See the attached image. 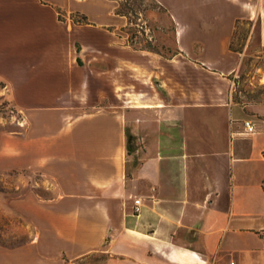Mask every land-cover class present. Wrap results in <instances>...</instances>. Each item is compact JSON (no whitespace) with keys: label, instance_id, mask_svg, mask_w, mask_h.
I'll return each instance as SVG.
<instances>
[{"label":"crops","instance_id":"crops-1","mask_svg":"<svg viewBox=\"0 0 264 264\" xmlns=\"http://www.w3.org/2000/svg\"><path fill=\"white\" fill-rule=\"evenodd\" d=\"M156 1L172 56L128 42L118 0H0L2 93L28 124L61 120L19 148L55 182L44 237L70 262L264 264V95L234 101L247 54L231 49L237 24L258 21L263 57L264 0Z\"/></svg>","mask_w":264,"mask_h":264},{"label":"rangeland","instance_id":"rangeland-1","mask_svg":"<svg viewBox=\"0 0 264 264\" xmlns=\"http://www.w3.org/2000/svg\"><path fill=\"white\" fill-rule=\"evenodd\" d=\"M119 2L124 9L130 6L135 14L130 17L143 25L134 27L138 34L136 46L149 43L165 56L177 51L175 24L167 12L155 7L152 0ZM233 40L234 49L247 54L235 78L234 101L241 105L257 103L264 95V85L257 83V75L264 67V53L261 59L256 57L260 52L258 21H240ZM2 85L0 83V264H106L107 257L102 253L70 262L57 249L51 248L50 240L44 237L43 229H48L51 220L45 211L50 209L49 200L55 197L52 191L55 182L35 169L33 157L19 156V148L26 134L31 138L43 136V126L59 130L60 115L39 112L28 124L10 96L2 93ZM30 153L33 154L32 147ZM59 170L64 182L72 178L66 166Z\"/></svg>","mask_w":264,"mask_h":264},{"label":"trees","instance_id":"trees-1","mask_svg":"<svg viewBox=\"0 0 264 264\" xmlns=\"http://www.w3.org/2000/svg\"><path fill=\"white\" fill-rule=\"evenodd\" d=\"M119 1V0H118ZM155 4V7H157L158 9L160 10H163L165 12H167V10L161 5L159 4L156 0H152ZM132 11V13H131ZM58 12H59V18L61 20H63V12L61 11V9H58ZM116 14L118 15H122V16H125L127 17L128 19V26L126 27V30L125 32L127 33L128 35V42L135 48L137 49H141V50H147V51H152V52H157L156 50H154L148 43V45H140V46H136V41L135 38H138V34L135 30L134 27H143V25H140L138 22H135L130 16L131 14L132 15H135L133 13V9L130 7V6H126V9H124L123 5L120 3L119 6L115 9L114 11ZM71 16V19L75 22V23H80V24H88L89 23V20L87 18V16H84V15H81V14H78V13H73L70 15ZM138 32L140 33H143L142 31L138 30ZM233 42L234 40L232 41V44H231V49L232 50H235L234 47H233ZM237 51V50H235ZM159 53V52H157ZM177 51L174 53L176 54ZM130 139H131V136L128 135V140L130 142Z\"/></svg>","mask_w":264,"mask_h":264},{"label":"built area","instance_id":"built-area-1","mask_svg":"<svg viewBox=\"0 0 264 264\" xmlns=\"http://www.w3.org/2000/svg\"><path fill=\"white\" fill-rule=\"evenodd\" d=\"M244 126H245V130H244V134H254L257 132V127L256 125H254L251 121H245L244 122ZM139 200L135 201V211L139 212ZM261 236L263 238V242H264V229L261 231Z\"/></svg>","mask_w":264,"mask_h":264}]
</instances>
